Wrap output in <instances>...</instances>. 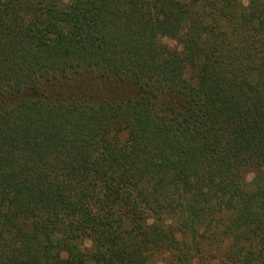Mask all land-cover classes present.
Segmentation results:
<instances>
[{
	"label": "trees",
	"instance_id": "obj_1",
	"mask_svg": "<svg viewBox=\"0 0 264 264\" xmlns=\"http://www.w3.org/2000/svg\"><path fill=\"white\" fill-rule=\"evenodd\" d=\"M0 264H264V0H0Z\"/></svg>",
	"mask_w": 264,
	"mask_h": 264
},
{
	"label": "rangeland",
	"instance_id": "obj_2",
	"mask_svg": "<svg viewBox=\"0 0 264 264\" xmlns=\"http://www.w3.org/2000/svg\"><path fill=\"white\" fill-rule=\"evenodd\" d=\"M169 44L172 46L177 45V42L173 39H169ZM93 79L92 82H88L93 86L97 99H117L123 97L126 92H129V86L120 80L109 79L106 77Z\"/></svg>",
	"mask_w": 264,
	"mask_h": 264
}]
</instances>
